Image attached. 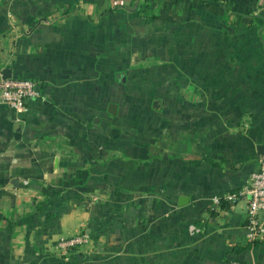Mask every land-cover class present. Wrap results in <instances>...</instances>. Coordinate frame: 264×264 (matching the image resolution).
<instances>
[{"label":"crops","instance_id":"crops-1","mask_svg":"<svg viewBox=\"0 0 264 264\" xmlns=\"http://www.w3.org/2000/svg\"><path fill=\"white\" fill-rule=\"evenodd\" d=\"M112 1L0 0V73L34 81L41 94L24 114L0 104V264H56V243L81 231L102 235L109 211L114 244L128 236L133 263L264 264V238L236 252L248 244L246 202L210 209L212 196L242 187L264 157L256 149L264 145V25L256 24L264 23V0L168 8L153 0V21L131 0L109 10ZM121 23L128 33L136 23L188 26L181 117L163 122L161 134L162 155L181 158V180L170 183L181 186L174 213L169 181L132 165L152 153L136 139L108 137L100 122L106 58L121 56ZM180 196L188 199L181 207Z\"/></svg>","mask_w":264,"mask_h":264},{"label":"rangeland","instance_id":"rangeland-1","mask_svg":"<svg viewBox=\"0 0 264 264\" xmlns=\"http://www.w3.org/2000/svg\"><path fill=\"white\" fill-rule=\"evenodd\" d=\"M111 5L109 10L119 4L113 0ZM109 15L111 16L107 17V21L112 20L115 14L110 12ZM95 18L96 15H92V19ZM124 24L128 25V23ZM135 26L136 32H133L132 27L128 33L123 23L115 30L116 33H121V56L109 58L107 54L105 87L107 105L114 103L117 106V114L108 113L106 105L104 119L100 122L106 125L108 137L112 138L115 134L118 139H136L139 146L147 150L148 154L152 153V156L148 155L146 160H138L132 164L141 166L139 172L147 165L153 170L155 178H165L169 184H172L181 180V158L175 155H162L164 152L162 148L167 144L168 138L165 133L161 135L164 127L162 123L166 122L168 126L169 117H181V40L188 38L183 34L188 26L187 23H136ZM110 31L113 33V28ZM192 37L191 32L189 36L191 41ZM170 63L171 66L167 69V64ZM114 72L119 73V76ZM123 77H125L124 82H122ZM142 141L149 142V147L147 148V144ZM177 159H180L179 162L176 161ZM166 168L168 174L163 176L159 171ZM171 184L165 190L169 192L171 200L170 212L174 213L177 207L175 196L181 194V186L177 187L176 182L174 186ZM103 223L105 233L90 239L88 237V242L85 244L61 248L59 245L61 240H59L55 246L58 253L56 264L133 263L131 259L136 253L130 249L128 236L125 237L127 242H122L121 245L114 244L112 212L109 211ZM84 234L81 231L73 237ZM66 239L69 238L63 240ZM179 244L181 246V242ZM140 263L143 264V262L133 264Z\"/></svg>","mask_w":264,"mask_h":264},{"label":"built area","instance_id":"built-area-1","mask_svg":"<svg viewBox=\"0 0 264 264\" xmlns=\"http://www.w3.org/2000/svg\"><path fill=\"white\" fill-rule=\"evenodd\" d=\"M41 94L34 81L25 78H3L0 73V104L17 114L26 112L29 99L40 98ZM246 202L245 238L249 243L264 238V157L259 159L258 168L253 171L242 187L225 195L210 198V209L214 211L222 203ZM88 242V235L61 239V248L78 246Z\"/></svg>","mask_w":264,"mask_h":264},{"label":"trees","instance_id":"trees-1","mask_svg":"<svg viewBox=\"0 0 264 264\" xmlns=\"http://www.w3.org/2000/svg\"><path fill=\"white\" fill-rule=\"evenodd\" d=\"M86 1V0H85ZM153 0H131V2L133 3V5H136V11L138 13H143L145 19L147 21H153L155 19L158 18V16H155V15H149L147 13V9H148V6L152 3ZM184 1V0H164V4L163 6L165 8H168V4L169 2L173 3V4H181V2ZM193 2H197L198 4H201V5H223L224 7H227L226 4H223L220 0H192ZM259 23H256L257 25L259 26H262L264 25V23H261L262 21L260 19H257ZM61 193V190H57L55 192V195H59ZM222 205V204H221ZM220 205V206H221ZM43 211V205H42V202H39V203H36L35 205V212L36 213H41ZM256 242L258 241H255L253 243H249L247 244L246 247H242L238 250H236V252H243V251H246L250 248V246H252L253 244H255Z\"/></svg>","mask_w":264,"mask_h":264},{"label":"water","instance_id":"water-1","mask_svg":"<svg viewBox=\"0 0 264 264\" xmlns=\"http://www.w3.org/2000/svg\"><path fill=\"white\" fill-rule=\"evenodd\" d=\"M2 76L3 78H11V71L9 69H4L2 70ZM125 81V77L122 78V82ZM107 112L110 113L111 115H116L117 114V107L115 104L110 103L107 107ZM257 154L260 156H264V145H258L257 146ZM188 199L185 196H180L178 198V206L181 207V205L185 204Z\"/></svg>","mask_w":264,"mask_h":264}]
</instances>
